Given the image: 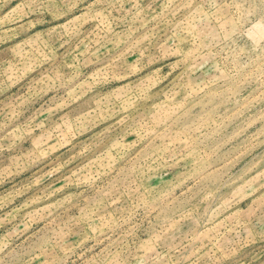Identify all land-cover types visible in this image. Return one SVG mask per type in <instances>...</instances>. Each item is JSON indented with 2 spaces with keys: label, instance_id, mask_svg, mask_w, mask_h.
<instances>
[{
  "label": "rangeland",
  "instance_id": "rangeland-1",
  "mask_svg": "<svg viewBox=\"0 0 264 264\" xmlns=\"http://www.w3.org/2000/svg\"><path fill=\"white\" fill-rule=\"evenodd\" d=\"M0 264H264V0H0Z\"/></svg>",
  "mask_w": 264,
  "mask_h": 264
}]
</instances>
